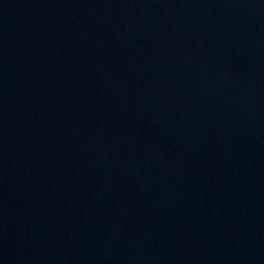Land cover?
Listing matches in <instances>:
<instances>
[{
  "label": "water",
  "instance_id": "obj_1",
  "mask_svg": "<svg viewBox=\"0 0 264 264\" xmlns=\"http://www.w3.org/2000/svg\"><path fill=\"white\" fill-rule=\"evenodd\" d=\"M0 264H264V0H0Z\"/></svg>",
  "mask_w": 264,
  "mask_h": 264
}]
</instances>
